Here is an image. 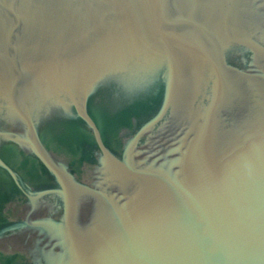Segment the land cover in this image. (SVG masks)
I'll list each match as a JSON object with an SVG mask.
<instances>
[{
	"label": "water",
	"instance_id": "95a60500",
	"mask_svg": "<svg viewBox=\"0 0 264 264\" xmlns=\"http://www.w3.org/2000/svg\"><path fill=\"white\" fill-rule=\"evenodd\" d=\"M0 264H264V0H0Z\"/></svg>",
	"mask_w": 264,
	"mask_h": 264
}]
</instances>
